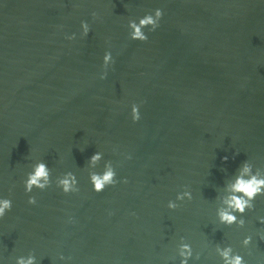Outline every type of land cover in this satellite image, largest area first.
<instances>
[{"label": "water", "instance_id": "95a60500", "mask_svg": "<svg viewBox=\"0 0 264 264\" xmlns=\"http://www.w3.org/2000/svg\"><path fill=\"white\" fill-rule=\"evenodd\" d=\"M158 8L159 27L131 40L129 19ZM97 151L95 170L110 160L119 181L99 193ZM39 160L53 183L25 194ZM245 160L264 173V0H0V198L15 184L0 264L29 252L36 264H180L181 237L188 264H222L217 244L264 264V196L243 228L216 217ZM67 172L79 192L56 187ZM185 186L193 199L176 201Z\"/></svg>", "mask_w": 264, "mask_h": 264}, {"label": "clouds", "instance_id": "9594fccd", "mask_svg": "<svg viewBox=\"0 0 264 264\" xmlns=\"http://www.w3.org/2000/svg\"><path fill=\"white\" fill-rule=\"evenodd\" d=\"M162 9H155L153 13H146L143 17L136 19H129L128 29L129 38L131 40H137L146 42L148 39L147 34L143 29L148 28L149 31H155L159 27V22L163 17ZM93 17H96V13H92ZM83 29V36H87L90 31V26L86 22H81ZM71 40L75 38V34L66 37ZM113 58L110 51H106L103 56L102 68L104 72L101 75V79L107 75L108 66L113 63ZM131 118L133 122H137L140 119L139 105L133 104L131 106ZM103 152H95L87 161L88 165V178L92 185L93 191L99 193L102 192L108 186H115L119 181L116 179V172L113 167L112 161H105L102 172H97L95 169L103 159ZM130 159V157H128ZM226 162L228 157H223ZM261 167H254V164L248 160L241 163L234 174V179L230 184H225V195L221 198V206L216 209V217L220 224L231 227L236 225L237 228H243L245 226L244 214L246 211H253L255 209L254 201L258 196H264V173L261 171ZM127 183V180L123 181ZM25 194H31L34 189L44 191L46 188L51 187L53 181L51 180V169L43 161L39 160L31 165V171L26 174V178L22 180ZM57 188L67 195L70 193H77L80 191L78 186V180L74 173L67 172L58 176L55 180ZM15 188L13 184L9 188V194ZM0 198V218H3L7 212L12 209V199ZM193 199L191 191L185 186V190L178 193L176 201H191ZM176 201L170 200L167 207L170 210H176L181 207ZM29 204L35 205L37 203L34 195H28ZM238 214V215H237ZM134 215V213H133ZM259 221L264 224V217H260ZM252 235H247L241 242L244 248H248L252 243ZM261 241H264V235L260 236ZM215 254L220 257L222 264H247L244 257L234 252L232 246H221L217 244L215 246ZM177 252L180 259V264H188L189 259L193 257V248L190 243L185 241L184 237L180 238V243L177 248ZM251 254V253H249ZM200 253L195 254L197 260L200 259ZM59 259L64 260L65 257L60 255ZM68 259H71L70 257ZM174 259V257H173ZM15 264H36V257L34 253L29 252L25 256H19L15 258Z\"/></svg>", "mask_w": 264, "mask_h": 264}]
</instances>
